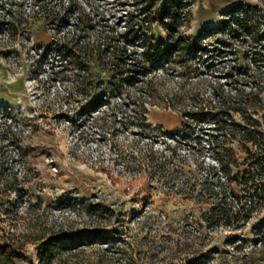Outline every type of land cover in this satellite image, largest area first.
Returning a JSON list of instances; mask_svg holds the SVG:
<instances>
[{"label":"rangeland","instance_id":"obj_1","mask_svg":"<svg viewBox=\"0 0 264 264\" xmlns=\"http://www.w3.org/2000/svg\"><path fill=\"white\" fill-rule=\"evenodd\" d=\"M35 4L0 0V166L27 182L13 201L22 217L17 232L28 234L26 242L41 236L24 245L16 264H264V208L245 218L210 210L211 190L224 180L217 158L225 147L210 109L189 118L148 109V123L163 131L154 145L171 159L176 193L161 182L147 197L118 157L141 142L120 113L121 98L112 93L93 107L75 87L72 54L60 43L74 44L78 25L139 48L143 22L134 0H51L60 19L25 22ZM187 8L184 36L197 39L199 49L184 59L206 79L200 94L206 108L260 85L264 0H190ZM162 28L154 23L151 35L163 38ZM259 116L264 124V111Z\"/></svg>","mask_w":264,"mask_h":264},{"label":"trees","instance_id":"obj_2","mask_svg":"<svg viewBox=\"0 0 264 264\" xmlns=\"http://www.w3.org/2000/svg\"><path fill=\"white\" fill-rule=\"evenodd\" d=\"M49 2L51 0H36V9L27 15L25 22L30 19L46 22L60 19L61 8L50 6ZM134 3L138 5L139 21L143 22L138 29L142 35L139 48L136 44L120 42L112 32L90 35L78 25L74 44L60 43L61 49L72 54L75 87L87 100V105L96 107L97 101L112 93L121 98L126 112L120 113L135 128L137 140H141H135L136 145L131 151L118 156L129 173V179L141 185L147 197L151 195L149 188L152 185L163 184L168 194H175L171 192L175 182L170 168L171 159L154 145L156 140L162 142L163 131L160 126L148 123V109L176 110L185 118L201 115L205 109H210L208 113L216 117L213 123L225 141V147L217 158L224 180L214 184L217 191L211 190L215 199L210 210L219 216L237 218L260 211L264 208V124L260 122L259 114L264 111V80L248 91L239 89L232 95L227 94L223 101L218 100V105L206 108L200 97L202 82L206 79L199 75L196 66L184 59V55L199 49L197 39L184 36L182 29L189 15L187 7L190 0H134ZM36 12L40 15L37 16ZM156 22L163 25V38L159 40L150 31ZM232 113L238 115L239 122L232 119ZM224 116H229V120ZM255 116L258 118L254 119ZM35 130L36 126H33L31 131ZM22 140L23 137L18 135L16 147L20 149L23 165L29 167L27 150L21 149ZM3 172L0 166V205H3V208L0 206V221L5 222L0 224V264H16L24 245L36 243L41 236L34 233L33 240L26 242L28 234L17 232L15 225L22 217L13 207V201L18 199L19 202L21 186L27 182L18 180L16 173L8 177ZM34 177L33 174L31 179ZM164 181H167V186ZM117 182L124 183L123 180ZM39 245L42 247L44 244L41 242Z\"/></svg>","mask_w":264,"mask_h":264}]
</instances>
